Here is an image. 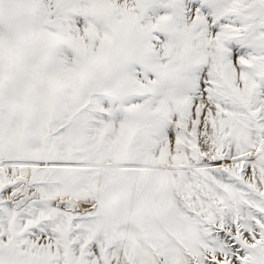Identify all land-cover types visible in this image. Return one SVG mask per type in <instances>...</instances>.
I'll list each match as a JSON object with an SVG mask.
<instances>
[{
  "label": "snow or ice",
  "instance_id": "1",
  "mask_svg": "<svg viewBox=\"0 0 264 264\" xmlns=\"http://www.w3.org/2000/svg\"><path fill=\"white\" fill-rule=\"evenodd\" d=\"M0 264H264V0H0Z\"/></svg>",
  "mask_w": 264,
  "mask_h": 264
}]
</instances>
